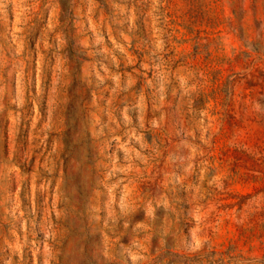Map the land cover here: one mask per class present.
<instances>
[{
  "label": "rangeland",
  "instance_id": "rangeland-1",
  "mask_svg": "<svg viewBox=\"0 0 264 264\" xmlns=\"http://www.w3.org/2000/svg\"><path fill=\"white\" fill-rule=\"evenodd\" d=\"M264 0H0V264H260Z\"/></svg>",
  "mask_w": 264,
  "mask_h": 264
},
{
  "label": "trees",
  "instance_id": "trees-1",
  "mask_svg": "<svg viewBox=\"0 0 264 264\" xmlns=\"http://www.w3.org/2000/svg\"><path fill=\"white\" fill-rule=\"evenodd\" d=\"M259 263L264 264V257H262V259H260Z\"/></svg>",
  "mask_w": 264,
  "mask_h": 264
}]
</instances>
